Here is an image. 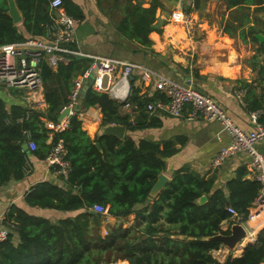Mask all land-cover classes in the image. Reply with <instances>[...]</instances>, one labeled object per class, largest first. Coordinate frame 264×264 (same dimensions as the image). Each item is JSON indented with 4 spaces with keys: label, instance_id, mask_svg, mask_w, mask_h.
<instances>
[{
    "label": "trees",
    "instance_id": "16d2710c",
    "mask_svg": "<svg viewBox=\"0 0 264 264\" xmlns=\"http://www.w3.org/2000/svg\"><path fill=\"white\" fill-rule=\"evenodd\" d=\"M107 15L118 17L115 31L118 42L142 46L151 50L152 31L161 32L165 24L157 16V10H164L162 0H97ZM200 0L190 5L183 4L186 12L197 8ZM227 7H250L256 5L257 11H264V0H226ZM51 0H16L23 19L14 23L9 15L8 0H0V45L24 40L29 36L41 37L46 24L51 20ZM66 11L80 21L85 12L74 0H63ZM255 33L254 27H250ZM90 59L75 57L68 63H60L57 70L47 64L43 66L45 98L47 111L29 108L24 104H13L10 108L0 98V186L11 179L25 176L24 165L30 149L25 148L28 140L26 131L36 142L32 150L38 157L46 158L54 143L62 139L67 147V158L71 171L66 179L68 186H60L51 181L34 184L25 195L31 206L54 208L62 211H76L67 217L53 221L44 215L32 214L13 204L6 220L15 222L14 233L0 241V264H116L111 259L113 247H117L118 236L113 232L106 237L94 234L89 229L90 222L97 227L106 214L127 216L134 211L133 206L149 199L150 191L158 175L165 169V157L175 151L172 141L160 142L142 139L136 142L131 136L120 138L115 134L101 133L92 137L83 128L79 113L91 106L101 108L102 126L122 124L128 130L160 125V119L150 118L153 114L147 109L155 98L167 100L166 95L155 91L153 95L140 94V87L131 83V94L127 100H118L107 91L89 87L81 109L69 116L68 125L62 130L49 129L41 119L58 122L63 106L68 102L65 92L72 86L75 76L85 71ZM15 92V91H14ZM70 92V91H69ZM131 102L133 110L139 112L137 121L122 111ZM258 109V108H257ZM22 118V120H20ZM51 142H47L50 132ZM246 167L239 168L236 175L227 182L228 193L215 187V177L201 176L196 171L182 168L153 199L144 210L149 236L136 237L135 241L122 240L121 249L130 248L129 259L132 264H221L212 254V249L221 245L220 240L205 237L217 233H230L236 219H230L228 206H233L248 219L251 206L257 198L260 183L245 178ZM207 196L204 203L198 201ZM102 204L104 212H94V205ZM161 218L171 227L160 230L159 239L154 234V223ZM229 220V227L222 228V222ZM239 221V222H240ZM129 243L131 245L129 246ZM138 251V252H136ZM163 254L160 257L159 253ZM264 258V228L255 243L244 248L240 256L232 258L231 264H259ZM105 261L103 262V260Z\"/></svg>",
    "mask_w": 264,
    "mask_h": 264
},
{
    "label": "crops",
    "instance_id": "0c3cea01",
    "mask_svg": "<svg viewBox=\"0 0 264 264\" xmlns=\"http://www.w3.org/2000/svg\"><path fill=\"white\" fill-rule=\"evenodd\" d=\"M74 1L80 4L85 12V18L79 22L76 32V45L82 50L142 63L180 83L192 85L216 99L232 120L245 131L256 129V124L252 122L250 116L253 110H261L259 121L264 123V11H257L255 4H251L250 7L228 8L226 0H200L197 8L189 12L184 11L179 5L187 15V20L181 21L171 17V12L166 17V12L159 8L157 16L165 21V24L161 26V32L150 33L153 43L149 50L138 44L135 46L133 43L129 45L126 42H118L115 23L101 10L97 0ZM193 2L194 0H182L180 4L190 5ZM146 4L144 5H149V3ZM252 26L255 29L254 34L251 33ZM258 33L262 35V39L257 37ZM133 80H135L134 85L140 87V94L144 96H150L155 91H159L154 84V79L149 83H143L138 70L132 73L130 86ZM104 83H107V77ZM121 88L122 91L125 90L124 85ZM70 90L65 92L67 97ZM0 98L6 102L8 108L13 104H24L16 92L2 87H0ZM47 106L44 105L41 111H47ZM122 111L137 121L139 114L137 110L123 106ZM79 116L82 119L83 128L92 137L103 133V114L100 107H88L82 110ZM154 117L160 119V125L135 130H128L125 127L124 136L129 135L136 142L142 139L157 141L160 142L161 147L164 142L172 141L175 151L165 157L166 167L162 171L168 176L169 181L178 170L188 168L206 178L214 176V188H223L228 193L227 182L236 175L239 168L246 167L245 178L254 179L249 173L247 167L249 157L245 152L233 154L218 168L210 167L212 158L230 140V135L223 130L218 120H207L202 117L188 118L186 113L177 117L167 112L150 116L151 119ZM41 119L49 129L53 130L54 121L47 116ZM49 134L48 143L52 140L53 132ZM256 147L264 152V138L257 142ZM28 157L33 164L32 172L21 179H11L0 186V229L10 231L9 220L5 217L13 204L32 214L47 216L53 221L76 212L31 206L27 203L26 193L38 182L47 180L69 187L63 176L49 166L46 158L38 157L31 151ZM155 197L135 204L134 211L125 217L107 215L108 219L117 221L119 226L110 230L115 231L114 234L119 237V245L113 247L110 255L116 264H132L129 259L131 249H121L125 234L130 242L135 241L136 237L149 236L148 223L143 218V214L147 213L144 209L152 204ZM125 218H127V224ZM230 219L236 218L231 215ZM236 222L239 220L236 219ZM239 223L245 226L247 236L238 243L235 250L231 252L223 243L219 248L211 250V254L221 264L225 262L229 253H232V258L240 256L246 245L250 244V240L254 238L257 240L264 228V213L262 212L255 219H246ZM99 225L101 227L103 224ZM99 225L97 227L91 221L89 229L95 232L99 230ZM123 225L125 228H121ZM162 225L174 230L163 218L154 223L157 227L154 236L159 244V239L164 234L160 230ZM228 227L229 220H224L222 228ZM12 233H14V240L17 241V233L14 230ZM158 253L160 257L163 254L162 251Z\"/></svg>",
    "mask_w": 264,
    "mask_h": 264
},
{
    "label": "built area",
    "instance_id": "2783aa9c",
    "mask_svg": "<svg viewBox=\"0 0 264 264\" xmlns=\"http://www.w3.org/2000/svg\"><path fill=\"white\" fill-rule=\"evenodd\" d=\"M50 10L51 20L46 24L41 37L29 36L21 41L0 45V87L19 93L29 108L43 110V106L48 105L42 73L44 64L57 69L60 63H68L75 57L89 58L91 60L89 67L74 77L68 102L63 106V109L70 107V114L53 123L54 130H62L68 125L69 116L77 111L76 105L82 89L91 76L93 77L91 86L94 89L108 90L112 97L127 100L131 94L130 77L134 70H138L143 83H149L154 79L156 88L167 97V100L155 98L149 102L147 109L150 114L167 112L179 117L186 113L188 118L202 117L221 122L223 130L230 135V140L212 158L210 167L218 168L233 154L245 152L249 157L247 163L249 173L260 183L259 194L251 206L248 219H255L264 213V152L256 147L257 142L264 138V123L259 121L261 110L250 112L256 129L245 131L232 120L216 99L192 85L180 83L142 63L82 50L76 45V32L80 20L66 11L63 0H51ZM171 17L179 21L187 20V15L180 6L173 10ZM105 77L107 83H104ZM122 85L125 86L123 91ZM124 106L132 107L129 101ZM26 135L27 148L30 151L36 149V142L31 138L30 132L26 131ZM67 153V147L60 139L53 144L46 156L49 166L65 180L71 171ZM23 170L25 176L33 170V164L28 156ZM94 210L104 212L105 208L102 204H95ZM228 210L237 220L242 219V214L235 207L230 205ZM15 225L13 221L8 222L10 231L15 229ZM8 232V229H0V241L7 238ZM259 264H264V258Z\"/></svg>",
    "mask_w": 264,
    "mask_h": 264
},
{
    "label": "water",
    "instance_id": "95a60500",
    "mask_svg": "<svg viewBox=\"0 0 264 264\" xmlns=\"http://www.w3.org/2000/svg\"><path fill=\"white\" fill-rule=\"evenodd\" d=\"M162 1L166 2L167 4H171L174 7H178L182 0H162ZM8 5H9L8 13L13 18L14 23H20L23 19V15L19 7L17 6L16 0H8ZM257 37L261 39L263 38L262 35L259 33L257 34ZM92 82H93V77L91 76L82 89L79 102L76 105L77 111L81 109L82 101ZM70 112H71L70 107H65L59 116V120L64 119L66 116L70 114ZM102 132L115 134L116 136L122 138L125 133V126L122 124H115V123L106 124L103 126ZM25 148L27 149V144H25ZM168 181H169L168 176L165 173L161 172L158 175V178L150 191L149 198L157 196L158 193L165 187ZM206 200H207L206 195H202L198 199L200 203H204ZM246 236H247V230L245 226L239 222H236L231 225L230 233L220 232L215 235L205 237V239L220 240L232 252V250L236 249L238 243L244 240ZM255 242H256L255 238L249 241V243H255ZM231 262H232V253H229L223 264H231Z\"/></svg>",
    "mask_w": 264,
    "mask_h": 264
},
{
    "label": "rangeland",
    "instance_id": "374dc122",
    "mask_svg": "<svg viewBox=\"0 0 264 264\" xmlns=\"http://www.w3.org/2000/svg\"><path fill=\"white\" fill-rule=\"evenodd\" d=\"M146 2L145 3H150V0H145ZM165 3V8H164V11L166 12L165 14H166V17H168L169 16V14H170V12L172 13L173 12V10L175 9V8H177V7H174V6H172L171 4H167L166 2H164ZM188 3V2H187ZM146 4V5H147ZM148 6V5H147ZM180 6H182L183 7V3L182 4H180ZM185 11V10H184ZM112 16H113V14H111ZM111 15H109L110 16V18H111V21L113 22V23H116V21H118V17L116 16H114V18H112V16ZM214 18V17H213ZM106 55V54H105ZM14 91V90H13ZM107 215L108 214H106V215H104L103 217H105V219L104 220H102L101 219V221H100V223H102L103 225L100 227V225H99V230L97 229V231H95V233L94 234H96V236H97V234H100V235H106L108 232L110 233H112V231H110L111 229H115L116 227H119L118 225H117V221H115V220H112V219H108L109 217H107ZM102 217V218H103ZM125 220V223L127 224V222H126V220H127V218H125L124 219ZM121 228H125V226L123 225V227L121 226ZM102 231H103V234H102ZM107 233H106V232ZM108 233V234H109ZM113 233H115V231L113 232ZM107 234V235H108ZM106 235V236H107ZM106 236H104V237H106Z\"/></svg>",
    "mask_w": 264,
    "mask_h": 264
},
{
    "label": "bare ground",
    "instance_id": "6f19581e",
    "mask_svg": "<svg viewBox=\"0 0 264 264\" xmlns=\"http://www.w3.org/2000/svg\"><path fill=\"white\" fill-rule=\"evenodd\" d=\"M122 89V88H121ZM95 112V111H94Z\"/></svg>",
    "mask_w": 264,
    "mask_h": 264
}]
</instances>
